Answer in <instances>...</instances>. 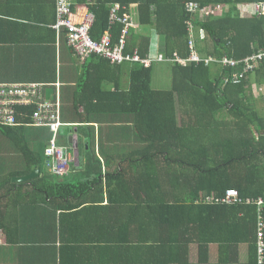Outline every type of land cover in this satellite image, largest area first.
Returning a JSON list of instances; mask_svg holds the SVG:
<instances>
[{
  "label": "trees",
  "instance_id": "1",
  "mask_svg": "<svg viewBox=\"0 0 264 264\" xmlns=\"http://www.w3.org/2000/svg\"><path fill=\"white\" fill-rule=\"evenodd\" d=\"M79 2L87 5L89 12L95 16L91 30L94 40L99 41L110 30L114 42H118L123 25L117 23L110 28L112 9L115 5L130 9L131 4L137 3L139 22L138 27L130 29L128 34L127 54L137 50L142 58H155L161 52L165 57H173L174 53L182 58L187 57L190 38L188 28L194 26L197 36L204 34V38L212 44L211 47L200 48L197 38L198 52L215 60L208 65L191 63L181 66L172 63L174 84L171 91L153 89L155 64L144 67L139 62H125L135 66L130 71L132 81L129 92L117 86L118 92L100 90L104 101L101 106L113 105L115 101L116 110V106L128 104L125 109L132 114L130 130L140 146L134 150L121 151V157L116 158L119 167L107 179L103 177L104 171L95 150L88 148L84 170L74 179L66 180V177L61 181L44 174L31 184L13 186L11 192L27 186L33 188L32 192L18 193V204L28 201L31 204L29 207L40 209L42 206L39 203H48L51 212L45 210L39 219L34 218L40 225L38 234L41 237L49 235L54 244L64 229L59 224L61 221L57 213L72 211L75 205L71 202L80 201L77 210L88 208L73 217L88 220L90 216L86 215L91 205L98 213L106 211L102 209L105 208L103 191L104 188H113L109 193L118 194L119 198L116 199L119 205L109 208V211L117 213V209L121 210L117 216L125 219L134 236L145 233V238L154 239L155 234L160 232L163 237L161 245L152 241L147 247L123 246V252L119 254L125 257V261L144 248L150 258L144 264H191L189 248L195 243L198 245L199 264L206 260L204 257L208 254L210 244H217L222 253L217 264H231L236 261L231 257L232 254L241 245L249 243L252 255L249 264H258L256 207L215 201H220L230 189L239 191L244 200L250 197L264 198V110H258L249 81L254 76H260L259 82L264 85V62L255 71H246V64L229 67L220 62L225 57L244 63L254 54L264 51V15L255 11L245 17L239 9V6L246 4L253 5L255 9V4L264 3V0H97L93 6H88L85 0L84 3ZM217 5L228 8L222 15L200 19L202 8ZM42 9L30 15H19L2 2L0 29L36 34L34 38L16 42L18 45L34 47L35 51L48 44L55 47L59 44L57 33L52 28L56 22V5L53 19H47L46 9ZM11 16L13 19L7 21ZM152 32L162 39L160 52L154 50ZM5 57L0 50V58ZM91 58L107 61L97 55ZM52 61L55 62L56 58ZM4 69L7 73L17 75L10 66ZM56 73V68L36 70V80L39 83L46 80L45 84H51L56 81ZM236 75L247 77L237 82ZM177 95L188 107L180 102L181 99L179 105L189 108L192 114V118H186L184 122L178 119ZM15 110V120L25 125L31 121L36 106H16ZM85 124L78 127L81 138L90 135L87 130L91 126ZM23 125L0 126V129L33 169L43 163V154H33L22 144L18 132ZM116 160L108 158L107 161ZM183 188L190 194L188 197H173L172 194ZM125 194L129 195L125 197ZM201 194H205L206 198L202 200ZM108 199L114 200L111 197ZM72 229L77 231V227ZM0 230L10 239L9 229L3 226ZM63 241L67 244L65 239ZM51 252L55 254L57 248L51 246ZM133 258L136 263V258ZM61 264H75V260L69 262L68 259L66 263V259L62 258Z\"/></svg>",
  "mask_w": 264,
  "mask_h": 264
},
{
  "label": "crops",
  "instance_id": "2",
  "mask_svg": "<svg viewBox=\"0 0 264 264\" xmlns=\"http://www.w3.org/2000/svg\"><path fill=\"white\" fill-rule=\"evenodd\" d=\"M80 1L84 3V0ZM2 2L8 4L19 15L27 13L30 15L44 8L42 10L46 9L47 19L55 17L56 0H0V4ZM85 2L88 6H93L97 0H85ZM72 3L73 18L76 22H81L82 18L89 12L87 5L80 4L79 0H72ZM130 11L139 22L137 3L131 4ZM242 12L245 17H248L255 12V9L251 5L248 8L245 7ZM11 19L13 16L7 18V21ZM35 36L36 34L29 32L0 29V50L6 55L5 58H0V83H39L36 80V70L45 71L56 68L55 82L51 81V84H45V80L39 84L48 85L44 91L47 100H60L62 104V121L66 126L62 128L59 143L69 149L73 156V162L70 165L66 180L74 179L75 175H81L86 161L85 156L89 153L88 148H91L92 151L95 150L96 157L101 163L102 171H104L103 177L107 179L119 167L116 158L121 157L123 154L121 151L134 150L140 145L135 141L134 134L130 130L132 114L125 109L128 104L116 106V110H114L115 101H113V105L110 103L105 107L104 105L101 106L104 101L100 90L107 93L108 90L112 93L118 92L117 86L128 93L132 81L130 71L135 66L132 63L113 65L107 61L92 58L86 63H81L69 48L66 40H63L60 45L56 44L55 47L50 44L42 46L38 51H35L34 47H28L27 44H16L19 39L25 40ZM39 36L44 35L39 34ZM151 39L155 52H160L161 37L154 32ZM55 58L56 61L53 62L52 60ZM173 65L172 63H155L154 75L158 71V73H164L166 77L165 84H156L153 76L152 84L155 91H171L173 89ZM6 66H10L12 72L17 75L5 72ZM211 71L213 72L214 68ZM259 78L260 76H254L249 81L252 85V94L258 103L257 108L259 111H263L264 93L261 94L259 90L260 87L264 90V85L259 82ZM179 99L180 96L177 95L178 119L179 122H184L179 118L178 108L181 106ZM184 114L186 117L192 118L190 112ZM88 121L91 122L88 123ZM86 122L88 124H85ZM83 124L91 126L87 130L90 135H84L81 138L78 127ZM20 135V141L26 145L28 150L32 151L33 154H43V163L39 165L40 168H30L29 163L21 156L15 144L0 129V229H3L4 226L10 231V239H7L6 233L0 230V264H61L62 258L66 259V263L68 259L69 262L74 259L75 264H144L145 260L149 258L148 252L144 248L132 255L129 261H125V257L119 254L123 252L122 247L128 245L147 247L148 243L152 241L161 245L162 233H156L154 239L145 238V233H136L137 236H134L125 219L120 215L117 216L121 210L117 209V213L109 211V208H116L119 205V201L116 199L119 198L118 194L109 193V191L114 190L113 188H104L103 207L105 208L102 209H106V211H103V214L98 213L97 209H92L94 207L91 205L90 211L86 215V217L90 216L88 220L75 219L73 215L78 216L81 210L88 207L77 210L76 206H80V201H73L71 203L75 207L72 211L57 213V217L61 221L59 224L63 225L64 229L62 228L61 237L54 244L49 235L41 237L38 234L40 225L34 221V218L39 219L40 214H44L43 211L45 210L51 212L48 203H39L42 206L40 209H35L33 206L29 207L31 204L28 201L18 204V193L32 192L33 188L27 186L20 191L17 189L11 192L13 186L24 183L31 184L44 174L51 175V177L61 181H64L65 178L55 177L47 165L45 150L52 138V132L49 128L25 124L18 132V136ZM108 158H114L116 161H110L109 164ZM175 167L177 168L176 164ZM36 170L40 172L35 174L32 180L23 181ZM187 193V190L183 188L180 192L172 195L173 197L184 198L190 195ZM128 195L125 194V197ZM205 196V194H201V199H205ZM109 197L114 200H109ZM139 197L140 195H138ZM66 216L67 218H65ZM72 227H77L78 232L74 231L76 229H72ZM63 239L67 244L64 243ZM51 246L57 248L55 254L51 252ZM197 246L195 243L190 245L189 261L191 264H199ZM159 254L156 253L157 256ZM251 256L250 244H243L237 252L232 254L231 257H234L236 261L231 264H249ZM133 257L136 258V263ZM221 257L222 253L219 246L210 244L208 254L204 257L206 260L204 259L200 264H217Z\"/></svg>",
  "mask_w": 264,
  "mask_h": 264
},
{
  "label": "built area",
  "instance_id": "3",
  "mask_svg": "<svg viewBox=\"0 0 264 264\" xmlns=\"http://www.w3.org/2000/svg\"><path fill=\"white\" fill-rule=\"evenodd\" d=\"M226 11L225 6H212L202 8L199 16L201 20L207 17L222 15ZM255 11L264 15V3L255 4ZM73 3L72 0H56V22L52 28L57 33V43L66 39L69 48L73 51L75 57L81 62L86 63L93 55H97L109 61L113 65H121L124 62H139L145 67L152 66L155 62L178 63L181 66H187L191 63H203L208 65L215 59L211 56H198L196 48V29L189 27L190 38L188 48L190 50L189 58H182L178 53L168 58L158 54L155 58H142L138 51L134 50L132 54L126 53L127 38L130 29L138 27V22L131 13L130 9L115 5L110 16V28L120 23L123 25V31L118 42H114L111 31L105 32L103 37L97 41L91 36V30L94 24L95 16L92 13L85 15L81 23L73 21ZM222 65L237 67L246 64V71H255L264 62V51H260L254 56L243 61L235 62L225 57L220 60ZM237 82L246 75L234 76ZM46 85L39 83L30 84H3L0 83V126H18L23 125L15 120L16 106H36V110L31 116V121L27 123L33 127H46L52 132V138L49 146L45 150L47 165L55 177L66 178L70 171V165L73 162V156L69 149L60 145V131L66 126L62 121V104L60 100L51 101L45 98ZM260 93H264L261 89ZM220 204H246L257 208L258 214V240L257 253L258 264H264V198L244 200L239 191L230 190L226 192L223 198L216 200Z\"/></svg>",
  "mask_w": 264,
  "mask_h": 264
},
{
  "label": "rangeland",
  "instance_id": "4",
  "mask_svg": "<svg viewBox=\"0 0 264 264\" xmlns=\"http://www.w3.org/2000/svg\"><path fill=\"white\" fill-rule=\"evenodd\" d=\"M249 6H251V5H241V6H239V9H241V11H244V8L246 7V8H248ZM246 11V10H245ZM197 38H198V36H196ZM202 37V34L200 35V43H199V45H201V47L200 48H202V47H205V46H212V44L210 43V41L209 40H206L205 38H204V36H203V38H201ZM189 55H190V50H188V55H187V57H184V58H189ZM205 54L204 53H202V54H198V56L201 58V56H204ZM208 56V55H207ZM162 63H171V62H162ZM194 64H196V63H194ZM199 64H201V63H199ZM198 65V64H197ZM154 77H155V83L156 84H165V80H166V77H165V74L164 73H158V71L155 73V75H154ZM260 92V91H259ZM181 99V98H180ZM180 102L182 103V104H184L185 106H187V104L185 103V102H183V99H181L180 100ZM181 104V106H179V108H178V110H179V118H180V120H183L184 121V119H186L187 118V120H189V118L188 117H186L185 116V114L184 113H186V112H190V109L189 108H187V107H184L183 105ZM18 155H19V153H18Z\"/></svg>",
  "mask_w": 264,
  "mask_h": 264
},
{
  "label": "clouds",
  "instance_id": "5",
  "mask_svg": "<svg viewBox=\"0 0 264 264\" xmlns=\"http://www.w3.org/2000/svg\"><path fill=\"white\" fill-rule=\"evenodd\" d=\"M227 8H228V7H226V10H227ZM134 17H135V15H134ZM210 18H211V17H210ZM201 34H202V33H200V35H201ZM196 35H197V34H196ZM200 35L198 36V39H199V40H200V38H199ZM203 36H204V34H202V37H201V38H203ZM197 51H198V50H197ZM198 53H199V52H198ZM158 54H162V55H164L163 53H158ZM158 54H156V56H157ZM199 54H200V53H199ZM164 56H165V55H164ZM202 57H207V55H204V56H202ZM168 58H171V57H168ZM124 63H125V62H124ZM155 63H157V62H155ZM155 63H154V64H155ZM158 63H160V62H158ZM154 64H153V65H154ZM144 67H145V66H144ZM44 85H45V84H44Z\"/></svg>",
  "mask_w": 264,
  "mask_h": 264
},
{
  "label": "water",
  "instance_id": "6",
  "mask_svg": "<svg viewBox=\"0 0 264 264\" xmlns=\"http://www.w3.org/2000/svg\"><path fill=\"white\" fill-rule=\"evenodd\" d=\"M39 170H36L35 172H33L31 175H30V177L29 178H27V179H24L23 181H28V180H32L33 178H34V175L35 174H39Z\"/></svg>",
  "mask_w": 264,
  "mask_h": 264
}]
</instances>
